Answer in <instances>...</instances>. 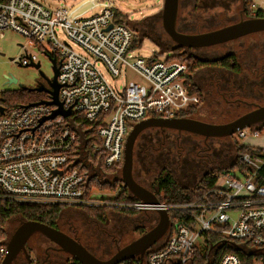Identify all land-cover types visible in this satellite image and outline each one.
Masks as SVG:
<instances>
[{
    "label": "built area",
    "instance_id": "2783aa9c",
    "mask_svg": "<svg viewBox=\"0 0 264 264\" xmlns=\"http://www.w3.org/2000/svg\"><path fill=\"white\" fill-rule=\"evenodd\" d=\"M116 12L111 3L90 17L75 16L66 8L48 9L34 0L0 3V36L12 31L28 48L44 54L46 47L51 50L49 59L58 67V102L69 110L67 117L47 119L56 106L9 109L0 103V200L69 209L153 210L122 183L114 200L94 199L97 190L91 183L118 181L124 143L134 125L149 118L172 119L199 100L185 85L186 63L158 55L134 57L135 33L117 22ZM22 48V67L38 63ZM126 70L146 85L126 84ZM46 95L44 101H50ZM234 134L232 151L213 174L211 187L186 202H159L155 207L177 217L170 220L162 246L149 249L141 264H194L197 251L210 250L211 237L218 238L219 245L261 254L263 259L252 264H264V122ZM236 148L245 151L237 156ZM123 192L134 201H116ZM6 254L3 245L0 264ZM211 262L208 258L206 264ZM218 264L242 263L238 255L228 253Z\"/></svg>",
    "mask_w": 264,
    "mask_h": 264
},
{
    "label": "rangeland",
    "instance_id": "374dc122",
    "mask_svg": "<svg viewBox=\"0 0 264 264\" xmlns=\"http://www.w3.org/2000/svg\"><path fill=\"white\" fill-rule=\"evenodd\" d=\"M34 1L48 9H70L73 15L83 17H90L94 14H97L101 11V8L104 5L111 3L115 10L119 12V18L122 23L127 25L135 33V41L139 43L140 47L138 46L133 49L134 57H140L144 59H147L152 55H158L162 58L170 57L172 50L176 47V44H174L169 39L162 28L161 11L163 0ZM194 3L195 2H192L191 0H179L177 21L180 22V25H178L180 28H182V22H190L191 18L196 17L198 18L199 23H197V26L190 31H195L197 33L206 32L208 30H216L232 22H237L241 16L242 18H246L243 16L242 3L240 0H222L219 5L212 4V0H206L205 4L203 5L198 1V4L193 6ZM22 47L37 57V62L40 65L38 70L30 66L22 67L19 64V58L24 56V49ZM45 49L46 54H44V51H41V53L35 48H28L26 45V40L23 37L12 31H4L0 36V93H4L5 96L10 97L20 88L33 89L40 86L47 88L48 84L46 83V79L51 80L53 77V72L49 59L51 50L47 47ZM73 49L77 52H80V49L77 47H74ZM184 53L188 57L192 55V58L205 60L208 62L214 61L227 53H233L235 57H237V63L240 64L241 68L243 69L242 73L248 74L249 72L247 71L246 66L249 60L259 59L260 62L258 65L264 61V32L252 34L227 44L200 49L194 54L186 51H184ZM95 63L98 69L106 76V78L112 81L110 76L106 73L104 66L98 61ZM188 71L189 76L192 78V82L200 93V97L195 95L199 102L195 104L196 109L187 116L189 118H196L210 123L225 124L235 120V118H237V116L240 114H244L250 109L254 108L253 104L264 106V88H260V90L259 88H256L253 90L251 97H247L245 99V101L247 100V103H249L248 105L238 103L234 107L230 108L228 104H226L222 98L217 95L216 85L223 82V79H221L215 71H204L200 74H196L198 69L193 73H191L190 70ZM41 75H43V77ZM8 78H13L17 83L8 84ZM131 81L146 85L143 79L136 75L133 71L126 70L124 82L128 84ZM242 88L243 90H247L244 87ZM248 90L250 89L248 88ZM35 97L38 98V100L35 102L37 103L39 101H43L46 97V94L44 92H36ZM12 101L14 103H18L16 100ZM234 137L235 134H233L231 138ZM227 143V140L223 139L221 141V149L225 155L232 151L228 149ZM251 143L255 144L256 141H251ZM135 168H138V172H140L141 177L143 175L141 180L142 185H150L154 179L153 177L155 172L148 169V165H146L147 171H145V173L141 171V167L138 165V163L135 164ZM108 174L110 175V173ZM120 175L121 172H119L116 177L120 178ZM94 182L96 181L94 180ZM119 185H117V188ZM177 185L184 189H189L193 186L181 183H178ZM91 186H93L92 183ZM96 190L97 191H95L92 196L94 199L114 200L116 197L115 192L113 191L106 189L98 190L97 188ZM101 207L104 210V221H98L94 219L92 217L93 213H88L81 209H73L74 212L83 211L84 214L87 213L89 218L83 214L68 216L69 213L60 212L56 220V227L62 231H67L69 229L71 232L76 230L81 242L86 243L91 251L95 252L97 256L104 260L112 256L114 253V238L118 240V246L122 248L123 246L140 237L143 233L150 230L157 222V215L152 212L136 213L132 216L127 215L131 218V220H129L130 222H126L123 220L125 217L117 214L114 208H107V206ZM64 210L67 211L69 209L65 208ZM19 218L21 217L15 216L6 223L3 245H6L8 242V234L12 228L18 226ZM136 226L139 227L137 230H135ZM119 234L121 235L119 236ZM162 240L163 239H161L156 244V247L161 244ZM98 241H100V244H98ZM47 245L48 241L40 234L35 233L29 238L27 247L33 250L34 253L32 255V259L35 260L36 263L41 260V252L44 246L46 247ZM97 245H101V247L100 249L95 250ZM68 257L69 256H65L64 258L67 259ZM16 261L17 262L13 264H24V261H19V258Z\"/></svg>",
    "mask_w": 264,
    "mask_h": 264
},
{
    "label": "water",
    "instance_id": "95a60500",
    "mask_svg": "<svg viewBox=\"0 0 264 264\" xmlns=\"http://www.w3.org/2000/svg\"><path fill=\"white\" fill-rule=\"evenodd\" d=\"M178 2L179 0H163L161 11L162 28L169 39L176 44V48H183L185 50L208 48L227 44L252 34L264 32V18H252L240 20L237 23L206 33L196 35L179 33L176 31ZM110 27L111 26H109V29ZM50 63L53 77L48 81V84L51 90H45L43 86L26 90L37 93H47L49 94L51 100L39 101L27 106H56L57 109L53 110L51 116L47 119H52L57 115L67 117L69 116V110L64 111L57 98L59 90V86L57 84L58 67L55 65V60L51 59ZM30 67L38 70L40 65L39 63H35L30 65ZM41 76L43 77V75ZM7 82L8 84L17 83L13 78H8ZM0 111H2L1 108ZM261 122H264V106H258L254 110L243 114L231 122L218 125L203 123L187 118H149L141 121L140 123L134 125L126 137L123 149L121 175L118 181L123 184V186L134 198L153 208V211L157 215V222L155 226L126 246L117 248L115 253L109 259L100 260L75 239L60 232L59 230L38 222L25 221L17 228L6 243L7 254L1 264H12L17 255L21 251H24V245L27 240L35 233L40 234L42 237L52 242L57 246L59 251L67 254L71 259L76 260L79 264H121L132 260H137L139 261V264H141L146 252L163 239L167 233L170 226V219L167 212L155 209V207L159 205V201L155 195L138 185L131 176L132 151L138 134L147 128H168L190 132L204 137L226 138L233 135L237 130L250 127ZM239 250L242 251L241 249ZM248 255L253 256L254 252L249 253ZM25 259L30 261V256L25 255Z\"/></svg>",
    "mask_w": 264,
    "mask_h": 264
},
{
    "label": "flooded vegetation",
    "instance_id": "af4514ba",
    "mask_svg": "<svg viewBox=\"0 0 264 264\" xmlns=\"http://www.w3.org/2000/svg\"><path fill=\"white\" fill-rule=\"evenodd\" d=\"M191 1L195 2L193 4L194 6L198 4L197 3L198 1L202 5L205 4L206 0H191ZM221 1L222 0H212V4L219 5ZM240 1L242 3V0ZM242 7H243V4H242ZM242 12H243V8H242ZM252 18L254 17L242 18L241 16L237 22H239L240 20L252 19ZM177 20H176V31L179 33L186 34V35H196V34L210 32L209 30L206 32H201V33L190 31V30H193L197 26V23H199L197 17L191 18L190 22H182L181 24L182 28L178 26L180 25L179 24L180 22ZM202 20H205V19H202ZM237 22H232L228 25H231ZM197 50H200V49H186V50L184 49V51L190 52L192 54H194ZM230 55L235 56L233 53H227L224 56L217 58L216 60L223 59ZM190 57H193V56L191 55ZM200 61L208 62L205 60H200ZM209 62H212V61H209ZM259 62H260L259 59L249 60L246 66L247 71L249 72L248 74L242 73L243 69L241 68V65L238 63L236 67L232 64H229L226 67H208L207 66V67L199 68L196 74L203 73L204 71L205 72L215 71L217 75L221 79H223V82L216 85L217 95L220 98H222V100L226 104H228L230 108L234 107L238 103H243V104L248 105L249 103H247V100L245 101V99L247 97H251V94H253V90H255L256 88H259V90L260 88H264V61L263 63L261 62L260 65H258ZM48 81L49 80H46L47 84H48ZM242 87L246 88L247 90H243ZM248 88L250 90H248ZM45 89L48 91L51 90V88L49 87V84H48V87ZM33 93H36V92H33ZM241 98H244V99H241ZM253 106L254 108L250 109L247 112L254 110L259 105L253 104ZM242 115L243 114H240L239 116H237V118ZM181 118L193 119V120L200 121L203 123L218 125V123H210V122H206L204 120H200L196 118H189L187 116H184V117L175 116L173 119H181ZM223 139L228 141L227 146H228V149L231 150L232 145H233V138L231 137H226V138L204 137V136H200L194 133L178 131L175 129H168V128L144 129L138 134L134 142L133 151H132L131 176L138 185H140L142 188H144L148 192L154 194L156 198H157L156 196L157 187L155 186V184L158 179H167L168 181H171L172 183H175V184L181 183V184H186V185H191V186L194 184H198V182H200L205 176L209 175L213 170L219 167H222L227 161L228 154L225 155L223 150L221 149V141ZM136 163H138V165L141 167V171H143V173L147 171L146 165H148V169L153 170L155 172L154 177H153L154 179L150 185L148 186L142 185L141 180H142L143 175L141 177L140 172H138V168H135ZM147 212L155 213L153 210H148V211L139 212V213H147ZM116 213L125 217L123 218L124 221L130 222L129 220H131V218L127 216V214H123L117 210H116ZM126 217H129V218H126ZM23 222L25 221L22 218L18 219V226L12 228V230L8 234L9 238L13 235V233L17 230V228ZM137 228L139 227L136 226L135 230H137ZM56 229L68 235L69 237L75 239L77 242L83 245L91 254H93L98 259L104 260L101 257L97 256L95 252L91 251L89 249V246L86 243L81 242L80 237L78 236V232L76 230L70 232L69 229L67 231H62L58 227H56ZM120 235L121 234H119V236ZM28 240L24 245V251H21L17 255L13 263H16L17 262L16 260L19 258V261L20 260L24 261V264H25L27 262V260L25 259V255H29L30 260H33L32 255L34 252L31 248L27 247ZM47 241H48V245L46 247L44 246L41 252V255H40L41 260L38 263H36V261L33 260L35 264H72L73 263L74 259H71L70 257L65 259L64 257L68 255L59 251L57 246L54 245L52 242H50L49 240ZM113 242H114L113 247H114V253H115L116 249L119 248L118 243H117L118 240L114 238ZM98 244H100V241H98ZM100 247L101 245H97L95 247V250L100 249ZM217 251H218L217 247L210 248V250L208 251V255L211 256L210 257L211 260H213V257L215 256Z\"/></svg>",
    "mask_w": 264,
    "mask_h": 264
},
{
    "label": "trees",
    "instance_id": "16d2710c",
    "mask_svg": "<svg viewBox=\"0 0 264 264\" xmlns=\"http://www.w3.org/2000/svg\"><path fill=\"white\" fill-rule=\"evenodd\" d=\"M6 0H0V3H4ZM243 4V14L247 18H264V12L260 10L253 9L252 1L251 0H242ZM115 17L117 19V22L122 23V21L119 18V12L115 13ZM140 47L139 43L134 41L133 48ZM171 56L169 59L171 60H178L180 62L186 63L188 66V69L191 73L195 72V70L203 67H226L229 64L237 66L236 57L233 55L227 56L220 60H214L212 62H203L200 60H197L192 57L186 56L184 53L183 48H175L171 52ZM185 85L187 87V90L189 89L190 94L197 95L200 97V93L194 83L192 82V78L190 76L187 77V80L185 82ZM36 93H33L31 91H28L26 89L20 88L17 92H14L10 97L5 96L4 93L1 94V100L0 103L5 108H17L21 106H26L32 103H35L38 98L35 97ZM40 97V96H39ZM47 99V96L44 100ZM12 100L18 101V103H14ZM43 100V101H44ZM196 109V105L189 107L183 112L178 113L176 116H188L192 111ZM245 150L242 148H236V154L239 156L240 153L244 152ZM219 169L213 170L209 175L205 176L198 184H196L194 189H184L179 187L177 184L172 183L171 181H168L167 179H158L156 181L155 186L157 187V200L161 203L163 202H175V203H183L188 200H191L192 198L198 197L202 192H204L206 189L212 186L214 182V176L213 174L218 171ZM113 171H108V173H112ZM93 186H95L98 190L106 189L115 192L117 185L120 184L117 180H115L113 183H97L92 182ZM119 187V186H118ZM134 201L133 198L128 197L127 192H123L120 194L116 201ZM108 208V207H107ZM62 207H52V206H41V205H27V204H16L9 201L0 200V247L3 246V239L5 237V225L11 218L15 216L21 217L24 221H32V222H38L44 225H47L51 228L56 229V220L62 211ZM106 209V208H105ZM123 214L127 215H134L136 212L133 211H126V210H119L115 209ZM88 213H93L92 217L98 221H104L105 217L103 214L102 207L99 208H93L89 207L85 209ZM177 217L176 213H169V218L171 222L173 223L175 218ZM211 247H217L218 251L216 252L215 256L213 257V260L211 264H218L221 258L228 253H235L238 255V257L241 260L242 264H252V261L254 259H263L261 254H255L253 256H249V252L240 251L233 247L232 245H219L220 240L215 237L210 238ZM164 242V239L162 240L161 244L156 248H160L162 246V243ZM152 247V248H153ZM209 248L205 249L204 251H197L195 254V261L194 264H206L208 261V258L211 256L208 255ZM264 262V260H263ZM72 264H79L76 260H73ZM125 264H135V261H128Z\"/></svg>",
    "mask_w": 264,
    "mask_h": 264
},
{
    "label": "crops",
    "instance_id": "0c3cea01",
    "mask_svg": "<svg viewBox=\"0 0 264 264\" xmlns=\"http://www.w3.org/2000/svg\"><path fill=\"white\" fill-rule=\"evenodd\" d=\"M252 1V4H253V8L255 9V10H260V11H263L264 12V0H251ZM65 208H63L62 209V213L64 212H66V213H69V215L68 216H74V215H77V214H83L84 216H86L87 218H89V216L87 215V213H83V211H77V212H74L73 211V209H69V210H67V211H65L64 210ZM81 210H84L85 211V209H81ZM116 211V210H115ZM71 213V214H70ZM126 246V245H125ZM124 247V246H123ZM120 248V247H119ZM151 249V248H150ZM132 261H134V260H132ZM126 263V262H125ZM122 264V263H121Z\"/></svg>",
    "mask_w": 264,
    "mask_h": 264
}]
</instances>
